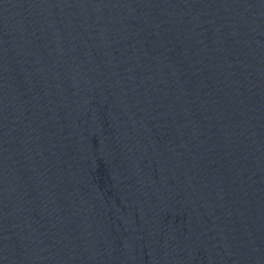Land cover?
<instances>
[{
  "label": "water",
  "instance_id": "1",
  "mask_svg": "<svg viewBox=\"0 0 264 264\" xmlns=\"http://www.w3.org/2000/svg\"><path fill=\"white\" fill-rule=\"evenodd\" d=\"M232 264H264V0H86Z\"/></svg>",
  "mask_w": 264,
  "mask_h": 264
}]
</instances>
